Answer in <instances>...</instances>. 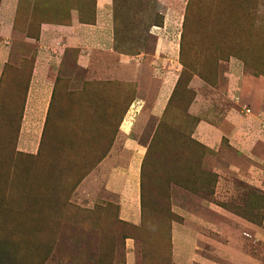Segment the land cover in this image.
I'll return each instance as SVG.
<instances>
[{
	"label": "rangeland",
	"instance_id": "1",
	"mask_svg": "<svg viewBox=\"0 0 264 264\" xmlns=\"http://www.w3.org/2000/svg\"><path fill=\"white\" fill-rule=\"evenodd\" d=\"M76 1L91 17L95 0ZM25 27L32 40L18 35L0 81V264H264V192L227 184L217 194L226 155L196 140L190 113L200 87L216 112L237 64L242 98L264 79V0H114L111 46H52L56 97L43 130L25 117L40 25ZM166 81L156 118L148 109ZM136 100L148 114L128 128ZM130 140L148 144L137 223L121 218L106 185L135 158ZM186 212L196 224L184 225ZM203 222L193 258L185 232Z\"/></svg>",
	"mask_w": 264,
	"mask_h": 264
},
{
	"label": "crops",
	"instance_id": "2",
	"mask_svg": "<svg viewBox=\"0 0 264 264\" xmlns=\"http://www.w3.org/2000/svg\"><path fill=\"white\" fill-rule=\"evenodd\" d=\"M64 4L69 11L60 10ZM76 4V0H0V81L14 61L15 39L20 35L31 41L32 39L23 32L25 25L29 23L40 25L25 117L28 120H43L40 122L42 130L49 115L50 103L54 99L53 95L48 93L49 88L55 87L57 82L55 75L58 65L53 62L57 58L52 46L61 40L72 45L88 41L90 45L100 44L105 47L111 46L113 42L114 0H95L94 13L91 17L85 11H79ZM242 70L237 64L233 68V73L228 75L230 83L224 94L225 99L218 103L216 112L209 110V98L203 93V87L195 89L196 96L190 107V113L199 119L194 136L196 140L211 152L226 155L223 164H217L216 168V172L219 173L217 194L220 195L225 194L227 184L232 186L233 194L249 188L264 192V111L261 110L264 109V79L248 81L245 92L247 98H242L239 83L241 77L237 76L239 73L243 74ZM193 85L194 80L190 86L193 88ZM170 92L171 88L166 81L148 109L151 116L158 118L164 112ZM146 103L136 100L131 105L128 112L130 124L128 128L133 125L134 117L148 114L145 110ZM245 108L251 110L250 114L245 113ZM125 123L122 127L128 126ZM226 139L229 140L228 143L225 142ZM126 146L133 150L135 158L121 165L106 185L108 189L120 195L121 218L127 222L137 223L142 208L141 162L148 144L130 140ZM199 199L198 209L202 206L205 210L206 200L200 197ZM173 211L177 213L175 206ZM180 214L185 218L184 225L196 224L188 217L189 213ZM196 226L197 228L189 231L186 229L185 232L190 245L188 254L193 258L196 256V249L200 250L205 245V236L201 230L206 223L203 222L202 226L199 223Z\"/></svg>",
	"mask_w": 264,
	"mask_h": 264
},
{
	"label": "built area",
	"instance_id": "3",
	"mask_svg": "<svg viewBox=\"0 0 264 264\" xmlns=\"http://www.w3.org/2000/svg\"><path fill=\"white\" fill-rule=\"evenodd\" d=\"M245 110H246V114H250L251 112L250 109L246 108Z\"/></svg>",
	"mask_w": 264,
	"mask_h": 264
},
{
	"label": "trees",
	"instance_id": "4",
	"mask_svg": "<svg viewBox=\"0 0 264 264\" xmlns=\"http://www.w3.org/2000/svg\"><path fill=\"white\" fill-rule=\"evenodd\" d=\"M56 97V96H55ZM55 97H54V99H53V102H55L54 100H55ZM62 99V98H61ZM52 102V103H53ZM60 102H64V101H60ZM50 112H51V110L49 111V114H50ZM49 116V115H48Z\"/></svg>",
	"mask_w": 264,
	"mask_h": 264
}]
</instances>
